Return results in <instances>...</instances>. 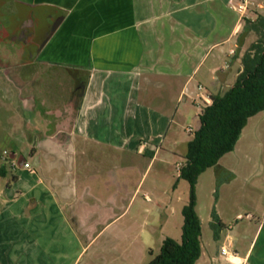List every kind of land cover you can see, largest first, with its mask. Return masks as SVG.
Masks as SVG:
<instances>
[{
  "label": "crops",
  "instance_id": "obj_1",
  "mask_svg": "<svg viewBox=\"0 0 264 264\" xmlns=\"http://www.w3.org/2000/svg\"><path fill=\"white\" fill-rule=\"evenodd\" d=\"M238 1L0 0V41L17 44L16 48H2L4 73L23 91L31 84L32 88L40 85L42 75L53 83L66 82L62 102H49L55 100L52 96L41 101L40 106L47 104L43 113L52 127L37 132L42 143L65 156L69 177L64 181L50 178L49 186L37 192L34 208L46 204L43 218L63 222L49 231L51 236L64 233L72 238L64 246L65 253L51 255L50 247L42 248L41 240L35 237L42 228H18L15 235L19 237L14 241L15 235L7 239L6 223L0 220V264H77L82 252L93 247L107 225L86 231L93 237L82 240L78 237L81 230L72 221L95 208L88 203L89 198L98 207L104 203L102 193L107 186L120 184L126 175L136 180L138 169L116 165L112 179L102 171L73 178V157L100 154L110 148L116 154L147 156L151 167L160 158L166 161L174 155L179 148L180 124L193 116L198 126L185 131L192 135L199 128L198 114L213 96L232 87L241 71V56L255 40L250 33L238 45L244 20L264 16V0H248L244 15L229 8ZM28 97L26 102L35 108L34 96ZM261 113L259 131L264 124ZM261 113L251 117L244 129ZM213 168L228 173L229 185L236 179L219 164ZM12 180L19 182L16 176ZM140 183L133 184L130 200ZM244 183L253 185L247 178ZM37 184L45 185L40 179ZM243 192L241 189L231 196L232 210L225 215L226 221L218 217L222 225L218 237H213L210 225V240L204 243L201 235V256L195 264H264V206L259 207L255 197ZM221 248H225L224 254ZM97 250L86 264H93L100 256Z\"/></svg>",
  "mask_w": 264,
  "mask_h": 264
},
{
  "label": "rangeland",
  "instance_id": "obj_2",
  "mask_svg": "<svg viewBox=\"0 0 264 264\" xmlns=\"http://www.w3.org/2000/svg\"><path fill=\"white\" fill-rule=\"evenodd\" d=\"M16 46L17 44L10 41H0L1 55L5 54L4 49L16 48ZM4 61L0 57V166H5L8 171L5 177L0 176V220L6 223L4 228L8 230L7 239L13 238L17 229L21 230V227L42 228L43 232L39 231L40 235L35 236L38 237L37 241L41 240L42 248L50 247L51 255L54 253L62 255L65 253L64 246L72 242L71 236L64 233L61 236H51L49 231L54 226H62L63 222L58 218L52 219L51 222L43 218L45 214L43 207L46 204L39 203L36 208L34 207L38 199L37 192L49 186L50 178L64 181L69 177L65 172L68 164L65 156L59 154L53 147H48V144L42 143L44 140L40 139V133L37 132V130L46 132L48 126L52 127L47 123L49 117L43 113L47 104L40 106L41 101H47L52 96L55 100H48L49 102H62L65 97L66 82L59 80L53 83L48 80V76L42 75L43 80L40 81V85L35 84L32 88L31 84L23 91L14 83L13 77L10 76L13 79L10 80L7 73H4L1 64ZM28 96H34L35 108L26 102ZM37 112L40 115L36 114ZM260 116L262 117L263 113L249 122L234 150L224 155L218 162L224 169L234 173L236 178L234 182L229 185L228 173L224 170L215 172L213 167L202 173L197 180L196 212L200 222L202 221L201 232L204 243L210 240L212 235L209 227L212 211H215L225 222V215L230 214L232 210L229 207V200L231 196L238 194L239 190L243 189L245 191L243 193H247L250 198L255 197L259 207L264 206V124L262 122L260 125L262 126L260 131L263 133H258L260 131L257 120ZM197 126L198 121L193 119V116L186 118L178 130L180 138L178 150L166 161L159 157L160 159L151 167H148L147 156H139L135 153L116 154L117 152L110 148L100 154L73 157L76 166L72 171L73 178L102 171L106 177L112 179L116 165L121 167L132 165L138 169L136 180L126 175V178H121L120 184L114 182L107 186L102 193L104 203H99L98 207L96 201L89 198L88 203L91 206L95 204V208L79 214L78 219L72 221L79 231H85L80 232L78 236L82 240L93 237L86 231L93 228L101 229L107 225L93 247L82 252L77 264H86L92 254L96 253V248L100 256L93 264H148L159 252L165 238L180 241L183 223L181 211L188 201L189 187L186 181L175 176L178 171L177 164L184 161L182 155L186 152V144L192 136L185 129L187 127L195 129ZM167 142L166 139L164 146ZM3 151L7 152L4 161L1 159ZM24 162L37 172L38 177L33 175L34 173L29 174L23 168ZM13 163L15 166L12 165ZM12 176L18 177L19 182L14 183ZM245 178L253 185L247 186L244 183ZM37 179L42 180L45 185L37 184ZM140 180L138 192L130 200L129 194L132 193L133 184ZM114 196L115 202L112 200ZM16 197L19 198L13 201ZM155 207L161 211L158 212ZM79 208L81 209V206ZM238 210L243 214L242 210ZM4 216H7L8 220L3 219ZM218 219L221 224L220 218ZM15 236L14 241L18 239L19 234ZM31 237L33 238V236L29 238ZM26 238L29 239L28 235ZM49 241H51L50 246H48ZM70 250L72 251L73 248ZM150 250L153 251L152 255ZM39 252L43 254L46 250ZM75 253L73 255L76 257L78 251ZM11 254H15V251L11 250Z\"/></svg>",
  "mask_w": 264,
  "mask_h": 264
},
{
  "label": "trees",
  "instance_id": "obj_3",
  "mask_svg": "<svg viewBox=\"0 0 264 264\" xmlns=\"http://www.w3.org/2000/svg\"><path fill=\"white\" fill-rule=\"evenodd\" d=\"M254 34L241 56V71L230 89L211 98V103L198 114L199 128L187 142L184 164L178 179L188 183L189 197L181 214L183 223L180 241L165 238L159 252L148 264H195L201 256V222L196 212L195 187L199 176L216 167L219 160L234 150L248 120L264 112V16L254 21L244 20L238 36L241 46L248 34ZM5 166H0V176H6ZM14 178V177H13ZM176 183L174 184L175 187ZM215 211L211 213L210 227L213 237L221 228ZM150 254L153 251L150 250Z\"/></svg>",
  "mask_w": 264,
  "mask_h": 264
},
{
  "label": "built area",
  "instance_id": "obj_4",
  "mask_svg": "<svg viewBox=\"0 0 264 264\" xmlns=\"http://www.w3.org/2000/svg\"><path fill=\"white\" fill-rule=\"evenodd\" d=\"M249 1L248 0H239L235 4H229V8L232 9L234 12L238 13L239 15H244L247 11ZM200 88V87H199ZM189 133H191V129L188 130ZM2 161L6 160L7 152L3 151L1 154ZM15 166V164H12ZM23 168L26 169L29 173H34V170L30 168L29 164L27 162H24L22 164ZM181 164H177V169L179 170L181 168ZM238 218H241V216H238ZM226 252L225 248H221V253L224 254Z\"/></svg>",
  "mask_w": 264,
  "mask_h": 264
},
{
  "label": "water",
  "instance_id": "obj_5",
  "mask_svg": "<svg viewBox=\"0 0 264 264\" xmlns=\"http://www.w3.org/2000/svg\"><path fill=\"white\" fill-rule=\"evenodd\" d=\"M57 24H58V21H56L52 26H51V28H50V30H49V33L50 32H52L54 29H55V27L57 26ZM45 41V40H44ZM41 42L40 44H39V47H38V49H37V51L42 47V45L45 43V42ZM32 60V59H31Z\"/></svg>",
  "mask_w": 264,
  "mask_h": 264
}]
</instances>
